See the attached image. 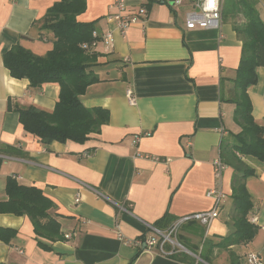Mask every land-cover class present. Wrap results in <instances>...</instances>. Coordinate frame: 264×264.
<instances>
[{"label": "crops", "instance_id": "1", "mask_svg": "<svg viewBox=\"0 0 264 264\" xmlns=\"http://www.w3.org/2000/svg\"><path fill=\"white\" fill-rule=\"evenodd\" d=\"M54 1L0 0V200L7 199L8 176L40 188L54 203L49 213L62 238L41 248L27 216L0 213V226L17 230L10 242L0 240V264H186L134 240L148 235L147 224L166 212L180 218L210 209L213 200L206 192L214 186L225 198L204 235L230 230L233 168L225 163L230 150L223 148L240 127L232 118L234 104L222 98L232 90L240 59L232 22H243L242 15L222 11L219 29H187L186 2L155 0L146 5V17L121 34L106 21L112 0H86L77 19L94 21L99 34L110 30L113 46L98 41L89 49L96 56L90 69L99 80L80 100L85 107L108 110L109 120L82 143L43 144L23 129L16 108L51 111L59 87H31L26 78L12 77L2 54L17 43L38 55L51 48L52 34L43 30L40 36L38 20ZM126 4V12H135L141 0ZM255 6L264 23V0ZM256 75L247 93L253 119L264 130V67ZM216 159L225 166L219 180L213 175ZM242 161L254 170L245 185L253 205L248 220L257 231L232 249L243 258L254 252L264 264V162L250 155ZM184 229L178 236L186 244L199 243ZM221 253L226 251L215 250L213 264Z\"/></svg>", "mask_w": 264, "mask_h": 264}, {"label": "trees", "instance_id": "2", "mask_svg": "<svg viewBox=\"0 0 264 264\" xmlns=\"http://www.w3.org/2000/svg\"><path fill=\"white\" fill-rule=\"evenodd\" d=\"M255 5L256 0H223L221 6L223 14L239 13L244 19L240 23L232 22L241 41V54L232 90L222 98L234 104L232 118L240 127V131L232 135V142L223 148L230 150L229 160L225 163L233 168L230 230L224 236L205 237V226L197 221L189 220L181 225L185 231L198 236L200 241L189 245L180 235L177 236L178 241L203 261H196L180 250L169 255V258L186 264H213L215 250L226 251L228 264H247L246 257L237 254L232 246L248 243L257 231V227L248 220L253 205L245 185L246 178L253 175L254 170L242 161V157L250 155L264 162V130L253 119L247 93L257 80L256 69L264 67V23ZM85 9L86 0H55L38 20L40 36L44 35L43 30L52 34L51 48L38 55L17 43L2 54L3 65L12 77L26 78L31 87L45 83H56L59 87L51 111L34 105L16 108L23 129L37 136L43 144L66 140L82 143L90 133H98L109 120L108 110L85 107L80 100L87 86L99 80L90 69L95 53L89 52L90 47H82L83 43L90 44L94 40L92 32L95 30L94 21L77 19ZM7 107L10 108L9 102ZM1 161L0 158V165ZM4 190L7 199L0 200V213L27 216L39 247L50 249L51 242L62 238L56 216L49 213L54 203L40 188L18 183L13 176H8ZM177 219L166 212L151 225L166 230ZM16 234L15 228L0 226L1 241L8 243ZM165 249H170V246L165 245Z\"/></svg>", "mask_w": 264, "mask_h": 264}, {"label": "built area", "instance_id": "3", "mask_svg": "<svg viewBox=\"0 0 264 264\" xmlns=\"http://www.w3.org/2000/svg\"><path fill=\"white\" fill-rule=\"evenodd\" d=\"M155 0H141V4L135 12H126V0H112L109 8L111 13L107 14L106 21L115 24L116 29L122 34L133 23L143 20L147 15V4ZM162 2H171L174 5H181L186 2L188 4V10L185 12L184 23L187 29L203 28V29H219L222 23V11L221 0H160ZM92 36L94 40L90 43H83L82 47L92 48L98 41H102L107 48L113 46L112 33L110 30L99 34L93 30ZM127 99L130 104L135 103V98L131 95V92H127ZM224 164L220 159H216L213 162V175L215 179L221 178ZM207 196L213 200L212 207L205 211H199L192 214L184 215L175 220L166 230H159L147 224L150 233L148 235L140 236L134 240V244L137 246L156 247L158 251L166 256H169L172 252L177 250L188 252L177 239L179 229L182 224L189 220H195L203 226H208L210 222L216 217L218 210L224 201L225 194L219 187H212L207 190ZM79 197L76 196L75 201H78ZM253 221V220H252ZM69 235H65L68 237ZM121 238V237H120ZM128 243L127 241H124ZM165 245H169L170 249H165ZM196 261H202L199 256L189 252ZM203 262V261H202ZM247 264H263L259 256L250 252L246 255Z\"/></svg>", "mask_w": 264, "mask_h": 264}, {"label": "rangeland", "instance_id": "4", "mask_svg": "<svg viewBox=\"0 0 264 264\" xmlns=\"http://www.w3.org/2000/svg\"><path fill=\"white\" fill-rule=\"evenodd\" d=\"M216 264H227V256H226V253L225 254L221 253V255L219 257V261H217Z\"/></svg>", "mask_w": 264, "mask_h": 264}]
</instances>
